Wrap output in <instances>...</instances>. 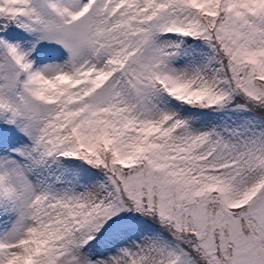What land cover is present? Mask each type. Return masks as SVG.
<instances>
[{
    "label": "snow or ice",
    "instance_id": "6c2138e0",
    "mask_svg": "<svg viewBox=\"0 0 264 264\" xmlns=\"http://www.w3.org/2000/svg\"><path fill=\"white\" fill-rule=\"evenodd\" d=\"M0 264H264V0H0Z\"/></svg>",
    "mask_w": 264,
    "mask_h": 264
}]
</instances>
